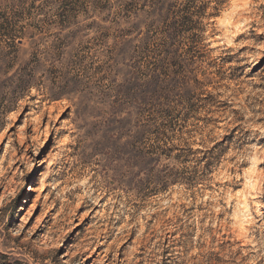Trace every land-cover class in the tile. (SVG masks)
I'll use <instances>...</instances> for the list:
<instances>
[{"label": "rangeland", "instance_id": "374dc122", "mask_svg": "<svg viewBox=\"0 0 264 264\" xmlns=\"http://www.w3.org/2000/svg\"><path fill=\"white\" fill-rule=\"evenodd\" d=\"M0 264H264V0H0Z\"/></svg>", "mask_w": 264, "mask_h": 264}, {"label": "trees", "instance_id": "16d2710c", "mask_svg": "<svg viewBox=\"0 0 264 264\" xmlns=\"http://www.w3.org/2000/svg\"><path fill=\"white\" fill-rule=\"evenodd\" d=\"M192 1H194V0H192Z\"/></svg>", "mask_w": 264, "mask_h": 264}]
</instances>
